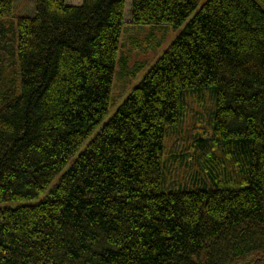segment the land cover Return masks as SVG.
<instances>
[{
	"label": "trees",
	"instance_id": "1",
	"mask_svg": "<svg viewBox=\"0 0 264 264\" xmlns=\"http://www.w3.org/2000/svg\"><path fill=\"white\" fill-rule=\"evenodd\" d=\"M35 2L0 0V204L48 192L0 264H264V0H133L178 33L106 123L126 0Z\"/></svg>",
	"mask_w": 264,
	"mask_h": 264
},
{
	"label": "rangeland",
	"instance_id": "2",
	"mask_svg": "<svg viewBox=\"0 0 264 264\" xmlns=\"http://www.w3.org/2000/svg\"><path fill=\"white\" fill-rule=\"evenodd\" d=\"M65 1L67 5L73 6H80L82 3V0ZM132 1L126 0L124 6L125 24L122 28L123 32L119 41L120 46L117 52L116 68L109 95L108 112L103 119V123H106L116 113L118 107L126 100L128 94L146 75L160 55L170 46L178 33L170 25L166 24H132L130 20ZM35 5V0H13L12 15L14 18L33 16L35 14ZM190 103V109L194 112H188L189 115L187 114L188 118L185 120V126L195 128L194 130L196 131L199 125L194 121L195 113L204 118L206 116L195 105L194 99ZM55 182L52 186L55 185ZM47 192L48 190L39 198L34 199V201L1 203L0 207L12 208L23 204L34 205L41 202Z\"/></svg>",
	"mask_w": 264,
	"mask_h": 264
}]
</instances>
